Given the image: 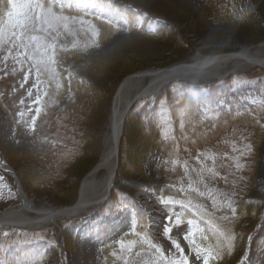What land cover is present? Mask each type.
Masks as SVG:
<instances>
[{
	"label": "rangeland",
	"instance_id": "374dc122",
	"mask_svg": "<svg viewBox=\"0 0 264 264\" xmlns=\"http://www.w3.org/2000/svg\"><path fill=\"white\" fill-rule=\"evenodd\" d=\"M17 2L5 0L0 17L19 15ZM39 2L68 20L54 30L15 29L25 43L37 37L27 55L7 28L0 34V161L36 206L77 201L127 76L264 42V0ZM226 82L211 96L175 81L138 101L110 199L59 226L0 227V264H240L249 248L263 251L264 69ZM20 202L14 178L0 169V214Z\"/></svg>",
	"mask_w": 264,
	"mask_h": 264
},
{
	"label": "bare ground",
	"instance_id": "6f19581e",
	"mask_svg": "<svg viewBox=\"0 0 264 264\" xmlns=\"http://www.w3.org/2000/svg\"><path fill=\"white\" fill-rule=\"evenodd\" d=\"M252 69H264V42L245 46L232 53L212 56L200 54L196 58L174 65L151 68L127 76L113 100L111 116L104 135L102 158L99 165L95 167L96 163L82 178L77 201L61 207L36 206L32 200L20 194V204L0 214V222L3 224L0 227L17 225L19 228L35 230L52 224L59 225L61 220L67 218L93 216L100 206L108 201L104 198L109 194L110 184L116 185V172L118 173L120 164V140L127 115L130 113L129 111L125 117V108L130 101L138 95H141L140 100L146 99L159 87L175 81L206 85L221 80L231 72ZM240 264H264V250L255 251L249 248Z\"/></svg>",
	"mask_w": 264,
	"mask_h": 264
},
{
	"label": "snow or ice",
	"instance_id": "6c2138e0",
	"mask_svg": "<svg viewBox=\"0 0 264 264\" xmlns=\"http://www.w3.org/2000/svg\"><path fill=\"white\" fill-rule=\"evenodd\" d=\"M7 3H8V0H6V4ZM6 4H5V0H0V5H6ZM16 7L19 10V15H17L15 18H13V15L11 12H5L4 16L0 17V34H3L5 31V28H7V30L11 32V36L9 37V39H11L12 37L16 38L13 41L14 46L23 47L25 49V52L22 53V55H27V49L29 47V44L31 43V41H36L37 37L32 36L29 42L25 43L23 40H21V37L17 34L15 29H22L23 33H27L30 30H34L36 24H43L47 26L46 28H44V31H48V29L54 30L55 24L59 23L62 20L63 21L68 20L67 17L57 16L55 13H53L51 4H49L47 6L46 11H44L45 6L43 3L39 2V0H18V2L16 3ZM37 10H40V11H37ZM5 17H6V21H5ZM65 27H67L66 23H65ZM40 47L41 45L38 44L37 50H39ZM28 58L31 59L30 56ZM50 59L51 57H49V60ZM38 63L47 64V61L44 59H41ZM40 71L41 69L37 67L38 76H39ZM25 80H27V76H25ZM36 111L37 113H39L40 111L39 108H37ZM199 194L201 196L204 195V193H199ZM210 194L211 193H209V195ZM164 203L182 204L185 207L190 206L189 204H184V202L181 200H165ZM233 212H235V209H233ZM164 230L166 233L171 231V229L167 226V222L165 224ZM173 243L175 244V247L177 249H180V245L178 243H176L175 241H173ZM192 243L194 244L195 242L192 241ZM182 251L183 250L181 249V253ZM196 252H197L196 259L199 260L201 249L197 247ZM173 264H188V261L185 258L183 261H174ZM204 264H208L207 258H205Z\"/></svg>",
	"mask_w": 264,
	"mask_h": 264
},
{
	"label": "water",
	"instance_id": "95a60500",
	"mask_svg": "<svg viewBox=\"0 0 264 264\" xmlns=\"http://www.w3.org/2000/svg\"><path fill=\"white\" fill-rule=\"evenodd\" d=\"M123 81H124V79L121 81V83L118 85V87H117V89H116V91H115V93H114V96H113V100H114V97H115V95H116V92H117V90L120 88V86H121V84L123 83ZM163 86H161V87H159L158 89H161ZM157 89V90H158ZM139 99H141V95H138V96H136L132 101H130V103L127 105V107L125 108V117H126V115L129 113V111L132 109V107L134 106V104L139 100ZM113 102V101H112ZM124 117V118H125ZM124 118H123V122L122 123H124ZM119 143V142H118ZM118 152H119V150H118ZM101 158H102V154L100 155V158H99V160H98V162H97V164L95 165V167L97 166V165H99V162H100V160H101ZM0 167L2 168V169H4L5 171H8V173L10 174V175H13V177H14V179H15V183H16V185H17V187H18V192H19V195L21 194L22 196H24V198H26V199H28L27 198V195H26V193L24 192V190L22 189V186H21V184H20V181H19V179H18V177H17V175H16V173L14 172V170L9 166V165H7V164H5V163H2V162H0ZM94 168V167H93ZM115 174V173H114ZM116 174H117V172H116ZM114 186V183H112V184H110V186H109V191L112 189V187ZM109 195V194H108ZM108 196H106L104 199H106ZM29 200V199H28ZM104 201V200H103ZM0 225H3L1 222H0ZM15 226H17V225H15Z\"/></svg>",
	"mask_w": 264,
	"mask_h": 264
},
{
	"label": "trees",
	"instance_id": "16d2710c",
	"mask_svg": "<svg viewBox=\"0 0 264 264\" xmlns=\"http://www.w3.org/2000/svg\"><path fill=\"white\" fill-rule=\"evenodd\" d=\"M129 115V114H128ZM39 117V116H38Z\"/></svg>",
	"mask_w": 264,
	"mask_h": 264
}]
</instances>
